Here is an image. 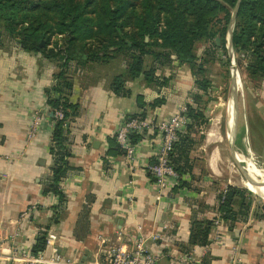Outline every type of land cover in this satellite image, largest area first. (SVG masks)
I'll return each instance as SVG.
<instances>
[{
    "label": "crops",
    "instance_id": "1",
    "mask_svg": "<svg viewBox=\"0 0 264 264\" xmlns=\"http://www.w3.org/2000/svg\"><path fill=\"white\" fill-rule=\"evenodd\" d=\"M109 62L83 67L72 63L73 69L68 70L69 101L78 109L65 126L66 160L71 168L58 182L60 199L59 194L46 191L53 171L54 128L46 90L55 83L57 66L16 43L0 46V264H30L29 255L36 254L103 264L109 248H128L131 236L138 232L156 264H264V219L234 229L225 223L217 231L211 225L204 246L190 240L192 223L214 215V209L207 207L211 187L194 192L186 186L175 190L176 184L159 190L153 184L146 167L154 162L160 143L157 130L133 137L136 150L131 161L122 154H106L109 139L127 117L145 112L160 120L195 100L189 69L173 60L156 68L155 83H146L143 75L126 80L130 94L121 96L111 89L113 75L102 69ZM256 90L254 114L264 126V77ZM138 95L143 107L137 104ZM155 99L163 102L151 106ZM32 125L34 135L28 138ZM219 134L208 140L211 149L203 160L216 175L220 151L214 162L209 154L220 149L216 147ZM242 144L243 153H235L251 168L264 171L253 160L246 136ZM233 158L239 167L247 168L246 162L241 164L234 154ZM243 187L264 194V188ZM41 239L43 247L35 253ZM233 246L238 250L232 251Z\"/></svg>",
    "mask_w": 264,
    "mask_h": 264
},
{
    "label": "trees",
    "instance_id": "2",
    "mask_svg": "<svg viewBox=\"0 0 264 264\" xmlns=\"http://www.w3.org/2000/svg\"><path fill=\"white\" fill-rule=\"evenodd\" d=\"M237 4L231 34L232 48L234 53L240 50L248 52V75L262 79L264 0H0V39L7 34L21 49L40 53L55 61L58 69L54 73L55 83L46 90L52 118L54 110L61 109L63 112L62 119L53 118L50 147L53 171L46 191L57 193L62 199L58 182L71 168L66 160L69 153L65 147L67 137L64 126L78 109L69 101L72 81L67 74L71 63L83 67L91 63H107L118 54L124 55L127 59L125 71L112 78L111 89L117 95L127 96L130 94V90L125 88L128 79L143 75L146 83L156 82L154 73L157 65L145 68L146 55H152L158 66L169 65L174 55L179 63L188 64L193 69L196 59L194 46L198 41L210 40L217 47L215 37L219 34L220 47H223ZM54 35L62 36V48L48 47ZM193 97L198 99V96ZM136 98L138 106L143 107L142 96ZM162 102L155 99L150 105ZM139 115L144 116L145 112ZM187 115L191 119L187 133L174 143L170 157L179 176L178 184L173 186L175 190L187 185L180 179L188 163L191 131L196 124L203 123L199 110L189 106ZM121 153L115 138H110L106 154ZM242 195L241 189L229 186L218 206L223 220H236L234 204ZM237 204L243 208V203ZM211 225V220L194 221L190 240L200 246L206 245ZM43 244L41 239L35 253Z\"/></svg>",
    "mask_w": 264,
    "mask_h": 264
},
{
    "label": "rangeland",
    "instance_id": "3",
    "mask_svg": "<svg viewBox=\"0 0 264 264\" xmlns=\"http://www.w3.org/2000/svg\"><path fill=\"white\" fill-rule=\"evenodd\" d=\"M216 36H219V44H216L217 47H214L210 40H201L195 44L194 53L196 59L193 69H191L188 64L180 63V65L186 66L189 69L193 79L191 96H198V99H195L194 101L196 102L195 104L197 108H200L199 111L202 114L203 122L196 124L195 128L191 131L192 133L190 136L192 138V144H190V147L188 148V163L181 176L182 179L180 180L187 182L186 187L194 192L201 191L206 188L205 186L211 187V190L209 191L211 199H209L210 203L207 207L214 209V215L211 219L204 218L202 220H211L212 227H215V231L219 230L218 227L223 226L225 223L228 225L229 229H234L238 228L239 225H244L247 222L249 223L250 220L264 219V194L255 193L242 186L240 183L241 173L239 165L233 158L230 143L225 136V134H229L230 130L232 133L234 128L233 149L234 151L236 150V152L239 151L241 153L244 151L242 140L246 136L248 143L254 152L252 155L253 160L264 170V126L261 125L257 115L254 114L256 110L254 102L255 99H257L255 96V92L257 91L256 87L263 78L254 79L248 75L246 69L248 62L246 56V54H248L247 51L240 50L239 53H234L233 51V61L241 80L239 83L240 91L237 97V104L234 109L233 122L229 131H227L225 127V109L228 108V104L225 102L229 96L232 82L231 61L228 57L227 39L225 45L220 47V35L217 34ZM0 40L2 47L13 45L15 43L7 37V34H4ZM63 43L61 35H54L50 38L48 47L57 49L60 47L62 48ZM151 48L154 50H160L156 47ZM171 58L172 61L177 60L174 55H172ZM46 59L50 60L48 58ZM126 60L127 59H125L124 55L118 54L108 64L101 66L107 73H111L113 78L115 75L124 73ZM50 61L54 62L56 65L55 61ZM237 62L239 64H237ZM144 65L145 68L154 65L156 68L163 66H158V62L154 60L152 55H146L144 57ZM70 69H73V67ZM217 116H219V119H217ZM215 119H217V121ZM212 122H218L215 126L221 129L224 140V143L219 146L221 157L219 160V170L216 172L217 175L210 171V169L205 168L203 162L211 149V146H208V134ZM203 144L205 145V151L200 148ZM234 156L235 159L241 161V164L245 165L246 161L239 157V153H234ZM247 163L249 165L248 161ZM194 170H196L197 173H192ZM252 170L264 175V171L253 169V167ZM229 186L239 188L243 191V197H238L236 204H234L235 211L237 212V218L234 222L223 220L218 212L220 201ZM238 202L244 204L243 208L237 204ZM233 250L237 251L238 248L236 249V247L233 246L232 251Z\"/></svg>",
    "mask_w": 264,
    "mask_h": 264
},
{
    "label": "built area",
    "instance_id": "4",
    "mask_svg": "<svg viewBox=\"0 0 264 264\" xmlns=\"http://www.w3.org/2000/svg\"><path fill=\"white\" fill-rule=\"evenodd\" d=\"M227 38V37H226ZM197 108L194 101L181 105L178 110L168 118L154 120L147 115H135L126 118L116 129L114 138L122 151L125 160H133L136 145L132 140L133 135H143L146 132L157 130L160 135V143L154 157V162L147 165V171L153 184L159 190H165L178 183V173L171 161V152L174 143L181 135L187 133V127L191 119L187 115L188 107ZM55 120L63 118L61 109L53 111ZM36 125V124H35ZM64 124V126H66ZM35 127L32 125L28 131V138L34 134ZM131 245L128 248L113 246L108 250L107 264H156V257L150 252L145 238L140 232L130 238ZM30 264H99L98 262H80L64 258L58 254L44 257L42 255H29Z\"/></svg>",
    "mask_w": 264,
    "mask_h": 264
},
{
    "label": "bare ground",
    "instance_id": "5",
    "mask_svg": "<svg viewBox=\"0 0 264 264\" xmlns=\"http://www.w3.org/2000/svg\"><path fill=\"white\" fill-rule=\"evenodd\" d=\"M231 53L233 54V49L230 50ZM231 62L232 64H234V61H233V57L231 59ZM238 87V88H237ZM238 89V92L237 94H239V91H240V86H239V78H235L232 79V82H231V87H230V91L229 92V96L227 97V100L225 103L228 104V108L225 109V116H226V130L229 131L230 129V125H231V118H232V113H230L232 110H233V107L235 105V95L233 94L236 90ZM226 106V105H225ZM235 108H236V105H235ZM229 113V115H228ZM217 119H219V116H217ZM217 119H215L217 121ZM218 122H212L211 124L212 127L214 129L211 128L210 126V129H209V134H208V140L210 139V137L212 136V134L216 135L217 132L219 131L220 134L218 135L217 137V142H216V147L218 145V149H219V145L223 143V134L221 132V129L218 128L217 126H215ZM220 126V125H219ZM231 130L229 132V134L227 135V139H228V142L230 143V139H231ZM206 142V141H205ZM218 154H219V150H217V148H215L210 154V159L212 162H214L216 160V158L218 157ZM217 166V165H216ZM246 167L247 168H240L239 167V170H240V183L242 184V186H245V187H250V188H264V176L262 175H258L257 173H255L254 171H252V168L248 165L247 161H246ZM233 168V167H232ZM248 169V170H247ZM251 169V170H250ZM238 170V169H236ZM221 174V173H220ZM237 174V173H236ZM222 175V174H221ZM233 180V179H232ZM247 189V188H246Z\"/></svg>",
    "mask_w": 264,
    "mask_h": 264
},
{
    "label": "water",
    "instance_id": "6",
    "mask_svg": "<svg viewBox=\"0 0 264 264\" xmlns=\"http://www.w3.org/2000/svg\"><path fill=\"white\" fill-rule=\"evenodd\" d=\"M239 1L240 0H238V2ZM237 8H238V4H237L236 8L232 12L230 26H229L228 33H227V36H226L227 37L226 39H227V42H228V44H227L228 45V57H229L230 61H231V59L233 57V54L230 51L231 49H233L232 48V44H231V34H232V31H233V27H234V22H235V16H236ZM215 43L219 44V36L215 37ZM230 66H231V72H232V79L235 80V78H239V74H238V71L236 69V65L232 64V62H231ZM233 134H234V128H233V132L231 134V139H230L231 151L234 154L235 151L233 149Z\"/></svg>",
    "mask_w": 264,
    "mask_h": 264
}]
</instances>
